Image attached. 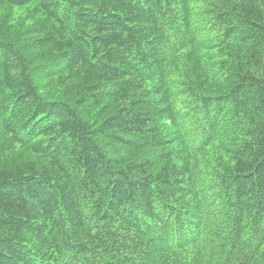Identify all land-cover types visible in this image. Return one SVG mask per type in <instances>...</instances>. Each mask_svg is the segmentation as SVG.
Returning a JSON list of instances; mask_svg holds the SVG:
<instances>
[{"label": "trees", "instance_id": "trees-1", "mask_svg": "<svg viewBox=\"0 0 264 264\" xmlns=\"http://www.w3.org/2000/svg\"><path fill=\"white\" fill-rule=\"evenodd\" d=\"M0 12V264H264V0Z\"/></svg>", "mask_w": 264, "mask_h": 264}, {"label": "rangeland", "instance_id": "rangeland-1", "mask_svg": "<svg viewBox=\"0 0 264 264\" xmlns=\"http://www.w3.org/2000/svg\"><path fill=\"white\" fill-rule=\"evenodd\" d=\"M0 14H1V12H0ZM23 13L20 11H15L14 12V18L19 22L20 20H21V18L23 17Z\"/></svg>", "mask_w": 264, "mask_h": 264}]
</instances>
